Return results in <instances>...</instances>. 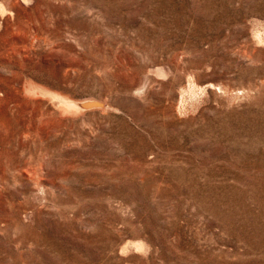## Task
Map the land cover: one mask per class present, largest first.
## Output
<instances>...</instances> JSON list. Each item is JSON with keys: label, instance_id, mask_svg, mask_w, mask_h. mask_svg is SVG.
Masks as SVG:
<instances>
[{"label": "rangeland", "instance_id": "obj_1", "mask_svg": "<svg viewBox=\"0 0 264 264\" xmlns=\"http://www.w3.org/2000/svg\"><path fill=\"white\" fill-rule=\"evenodd\" d=\"M0 264H264V0H0Z\"/></svg>", "mask_w": 264, "mask_h": 264}, {"label": "water", "instance_id": "obj_2", "mask_svg": "<svg viewBox=\"0 0 264 264\" xmlns=\"http://www.w3.org/2000/svg\"><path fill=\"white\" fill-rule=\"evenodd\" d=\"M92 102H95V103H92ZM78 105H80V106H92V105H98V104H100V102L99 101H82V102H76Z\"/></svg>", "mask_w": 264, "mask_h": 264}, {"label": "bare ground", "instance_id": "obj_3", "mask_svg": "<svg viewBox=\"0 0 264 264\" xmlns=\"http://www.w3.org/2000/svg\"><path fill=\"white\" fill-rule=\"evenodd\" d=\"M92 103H95V102H92ZM95 105V104H94ZM97 105V104H96Z\"/></svg>", "mask_w": 264, "mask_h": 264}]
</instances>
